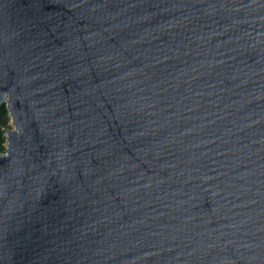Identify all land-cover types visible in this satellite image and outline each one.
Wrapping results in <instances>:
<instances>
[{"label":"water","instance_id":"water-1","mask_svg":"<svg viewBox=\"0 0 264 264\" xmlns=\"http://www.w3.org/2000/svg\"><path fill=\"white\" fill-rule=\"evenodd\" d=\"M0 264H264V0H0Z\"/></svg>","mask_w":264,"mask_h":264},{"label":"trees","instance_id":"trees-1","mask_svg":"<svg viewBox=\"0 0 264 264\" xmlns=\"http://www.w3.org/2000/svg\"><path fill=\"white\" fill-rule=\"evenodd\" d=\"M10 115L5 103L0 104V152H5L7 129H9Z\"/></svg>","mask_w":264,"mask_h":264},{"label":"rangeland","instance_id":"rangeland-1","mask_svg":"<svg viewBox=\"0 0 264 264\" xmlns=\"http://www.w3.org/2000/svg\"><path fill=\"white\" fill-rule=\"evenodd\" d=\"M11 119V118H10ZM9 128H14L13 124H12V121L10 120V124H9ZM6 147V145H5Z\"/></svg>","mask_w":264,"mask_h":264}]
</instances>
